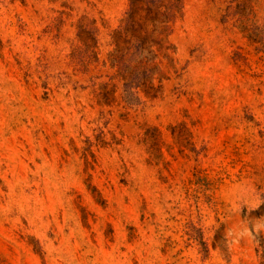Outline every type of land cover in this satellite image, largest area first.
Returning a JSON list of instances; mask_svg holds the SVG:
<instances>
[{
    "label": "rangeland",
    "instance_id": "obj_1",
    "mask_svg": "<svg viewBox=\"0 0 264 264\" xmlns=\"http://www.w3.org/2000/svg\"><path fill=\"white\" fill-rule=\"evenodd\" d=\"M173 2L0 0V264H264V0Z\"/></svg>",
    "mask_w": 264,
    "mask_h": 264
},
{
    "label": "trees",
    "instance_id": "obj_2",
    "mask_svg": "<svg viewBox=\"0 0 264 264\" xmlns=\"http://www.w3.org/2000/svg\"><path fill=\"white\" fill-rule=\"evenodd\" d=\"M175 6L173 0H129L125 17L113 33L116 50L110 54L111 64L117 66L123 77L126 78L133 62L145 65L155 56L151 48L155 39L146 31V27L151 23L154 30L167 22ZM84 32V29L79 31L83 40Z\"/></svg>",
    "mask_w": 264,
    "mask_h": 264
}]
</instances>
